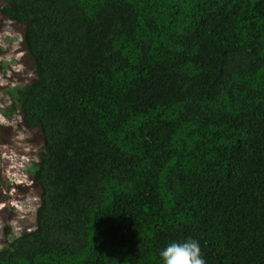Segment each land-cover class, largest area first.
Here are the masks:
<instances>
[{
	"label": "trees",
	"instance_id": "trees-1",
	"mask_svg": "<svg viewBox=\"0 0 264 264\" xmlns=\"http://www.w3.org/2000/svg\"><path fill=\"white\" fill-rule=\"evenodd\" d=\"M44 145L35 225L0 264H264V0H6ZM18 108V109H17Z\"/></svg>",
	"mask_w": 264,
	"mask_h": 264
},
{
	"label": "rangeland",
	"instance_id": "rangeland-1",
	"mask_svg": "<svg viewBox=\"0 0 264 264\" xmlns=\"http://www.w3.org/2000/svg\"><path fill=\"white\" fill-rule=\"evenodd\" d=\"M5 3L0 0V6ZM30 61L23 26L0 13V247L6 242L7 227L15 234L33 228L40 203L41 188L29 168L40 158L44 138L38 129L23 124L20 109L6 116L12 111L9 90L35 77Z\"/></svg>",
	"mask_w": 264,
	"mask_h": 264
},
{
	"label": "clouds",
	"instance_id": "clouds-1",
	"mask_svg": "<svg viewBox=\"0 0 264 264\" xmlns=\"http://www.w3.org/2000/svg\"><path fill=\"white\" fill-rule=\"evenodd\" d=\"M6 111H3V113ZM4 118V114H2ZM8 118V114L6 115ZM5 116V117H6ZM163 264H207L199 241L189 238L184 242H172L161 252Z\"/></svg>",
	"mask_w": 264,
	"mask_h": 264
}]
</instances>
